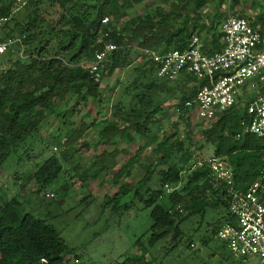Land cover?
Instances as JSON below:
<instances>
[{
    "label": "trees",
    "instance_id": "obj_1",
    "mask_svg": "<svg viewBox=\"0 0 264 264\" xmlns=\"http://www.w3.org/2000/svg\"><path fill=\"white\" fill-rule=\"evenodd\" d=\"M80 1L84 0H28L27 4L25 2L26 8L29 4H35L37 7L30 12V18L24 26L20 25V20L15 19V1L0 6V16H10L4 37L19 32L23 35V44L27 45L24 50L26 59L18 56L10 62L8 68L0 70V166L14 151L39 133L47 115L55 112L54 107L68 93L83 85L90 95L100 94L101 81H97L94 73H91L88 67H83L82 63L93 61L105 43L111 41L118 47L104 61L101 80L105 74L111 75L117 68L132 64L135 49L133 45H137L141 51L184 49L193 37L188 20L178 28L170 23L174 15H181L182 12L177 13L178 10H184L188 5L184 0L179 1L182 5H177L173 10L160 15V18L146 14L145 18L139 16L126 20L124 25L115 26L113 23L119 24L125 19L126 10L132 6L134 0H94L99 6L96 13L89 16L75 13ZM202 3L203 0L198 5ZM55 7L58 8V16L48 19L50 10ZM105 17L110 18L107 24L103 23ZM36 26L42 27L43 35L37 36L34 32ZM105 30H109V35L100 38ZM220 37L221 34L213 37L210 42H204V50L208 53L222 50ZM11 53L12 50H9L1 54L0 60H10ZM156 70V64L148 59L141 67V74L149 78L157 75ZM180 77L186 81L190 78L192 82L195 79L190 74ZM156 84L150 82L147 85L152 87ZM196 87L193 85L189 92L184 93L178 103L182 118L191 111L186 106V101L195 96ZM144 93L136 94L140 103L146 101ZM159 108L161 106L145 110L140 105L137 108L140 118L133 121L128 118L125 121L133 123L138 132L146 135L149 132L148 123ZM245 108L233 106L226 109L209 128L203 130L206 141L214 146L213 157L225 159L232 166L234 188L238 189H245L252 184L264 166V138L243 132V121L247 117ZM186 120L188 121V117ZM125 132V126L109 122L101 129L100 134L105 140L115 141ZM156 138L153 136V141L157 142ZM147 145L142 144L138 148L136 155L116 172V177L131 174L134 164H139V154ZM183 148L184 144L180 140L169 142L166 138L159 141L154 151L162 155L160 163L168 165L167 169L158 172L161 188H152L148 184L152 178L151 170H148L138 186L136 184L134 187L135 199L143 200L145 208H151L152 225L147 236L149 247L170 237L174 248L184 233L181 224L194 215L203 219L208 210H225L222 219L214 224V231H218L229 219L231 194L226 183L213 175L208 161L192 170L190 168L185 183L180 188L177 187L183 181L185 166L191 159V155L183 152ZM69 149L70 147L63 150L60 157L52 154L43 162L37 163L30 178L35 179L39 192L63 172L62 162L72 158L68 157ZM118 153L117 149L102 152L91 167L87 168L84 176H98L105 170L114 169L117 166ZM178 155L183 164L175 163L174 156ZM142 186H145L146 193L141 192ZM166 186L174 188L166 194ZM129 191L131 186L122 184L115 199L119 200V197ZM51 195L52 198L55 197L54 194ZM165 197L167 200L163 199ZM18 205L19 202L15 198L0 205V264H43V259L50 264H65L68 261L66 255L73 251L59 231L30 213L22 214ZM137 243L141 244V239H138ZM189 246H192L191 242ZM141 251L142 254L133 259L134 264H146L147 247ZM126 261L123 264H126Z\"/></svg>",
    "mask_w": 264,
    "mask_h": 264
},
{
    "label": "rangeland",
    "instance_id": "obj_2",
    "mask_svg": "<svg viewBox=\"0 0 264 264\" xmlns=\"http://www.w3.org/2000/svg\"><path fill=\"white\" fill-rule=\"evenodd\" d=\"M12 1H15V19L20 20V25L24 26L30 18V12L37 5L29 4L26 8L28 0H0V6ZM179 1L134 0L126 10L125 19L119 24L113 23V26L124 25L126 20L139 16L145 18L146 14L159 17L177 5H182ZM200 1L184 0L188 5L184 10H178L177 13L182 12L181 15L175 13L176 16L170 23L178 28L188 20L193 37L198 36L203 43L210 42L220 34L226 18L246 16L253 19L259 12L258 7H263L264 4L263 0H203L198 5ZM98 6L94 0L80 1L75 13L94 15ZM252 9L257 11L252 13ZM58 14V8L55 7L50 10L48 19L56 18ZM41 28L35 27L37 36L43 35ZM14 35L23 41V35L19 32ZM26 47L23 42L14 46L10 60H0V70L8 68L10 62L18 56L26 59ZM133 47L132 64L117 68L111 75L105 74L100 82L98 96L90 95L83 85L68 93L54 107L55 112L47 115L39 133L14 151L0 166V205L15 198L22 214L30 213L53 225L73 251L65 257L69 262L123 264L130 259L126 264H134L133 259L140 256L141 250L147 247L146 264H263L259 255H234L218 237L214 224L222 219L225 214L223 209L208 210L203 219L194 215L184 221L181 224L183 236L174 248L170 237L149 247L147 236L152 225L151 208H145L143 200L135 199L134 187L151 170L152 178L148 184L152 188H161L158 172L167 169L168 165L160 163L162 155L155 153L154 148L166 138L169 142H183V152H188L191 159L185 166L183 181L177 186L180 188L185 183L190 168L192 170L213 158L214 146L206 141L203 130L209 128L214 121L200 119L191 111L182 118L178 103L183 94L190 91L192 80L188 78L186 81L179 77L167 81L157 75L149 78L142 76L141 67L148 59L138 50L137 45ZM150 82L159 84L149 87L147 84ZM137 93H144L146 101L140 103ZM140 105L145 110L161 106L148 123L149 132L146 135L138 132L133 123L125 121L128 118L131 121L140 118L137 114ZM109 122L126 127V132L115 141L105 140L100 134L101 129ZM153 136L157 137V142L153 141ZM66 140L68 141L64 143ZM146 143L147 147L138 156L139 164H134L131 174L116 177L120 167ZM68 147V157L72 158L62 162L63 172L39 192L35 179L30 178L37 163L43 162L52 154L60 157L61 152ZM114 149L119 152L114 169L105 170L98 176H84L97 156ZM179 155L174 156L175 163L183 164ZM122 184L131 186V191L119 197V200L115 199ZM173 188L164 187L166 194ZM140 189L146 193L145 186ZM46 194H54L55 197ZM163 199L167 200L166 197ZM138 239H141V244L137 243ZM190 242L194 246L190 247Z\"/></svg>",
    "mask_w": 264,
    "mask_h": 264
},
{
    "label": "built area",
    "instance_id": "obj_3",
    "mask_svg": "<svg viewBox=\"0 0 264 264\" xmlns=\"http://www.w3.org/2000/svg\"><path fill=\"white\" fill-rule=\"evenodd\" d=\"M9 19L10 16H0V55L22 44L18 36L4 37ZM109 21V17L103 19L104 24ZM220 34L223 48L213 53L204 50L198 36L184 49H144L142 52L156 64L160 78L174 80L183 74L195 78L196 94L186 101V106L200 119L215 121L226 109L246 107L243 132L264 138V7L253 19L226 18ZM108 35L109 30L102 31L100 38ZM117 47L114 42L105 43L93 61L82 63L83 67H88L95 79L101 81L103 63ZM208 163L213 175L226 183L231 194L230 216L219 227L218 237L234 255H259L264 262V166L252 184L238 189L234 188V172L228 161L213 157ZM42 262L50 264L45 259ZM65 264L80 263L68 259Z\"/></svg>",
    "mask_w": 264,
    "mask_h": 264
},
{
    "label": "crops",
    "instance_id": "obj_4",
    "mask_svg": "<svg viewBox=\"0 0 264 264\" xmlns=\"http://www.w3.org/2000/svg\"><path fill=\"white\" fill-rule=\"evenodd\" d=\"M263 2H264V0H263ZM263 7H264V4H263ZM263 7H258V11H262V9H263ZM256 9L254 10V9H252V10H250V12H252V13H254L255 11H257Z\"/></svg>",
    "mask_w": 264,
    "mask_h": 264
}]
</instances>
